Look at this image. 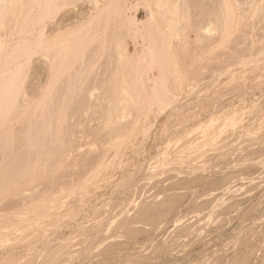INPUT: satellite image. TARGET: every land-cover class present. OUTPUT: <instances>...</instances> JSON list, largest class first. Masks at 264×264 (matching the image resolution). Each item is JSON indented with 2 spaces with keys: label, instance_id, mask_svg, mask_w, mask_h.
I'll use <instances>...</instances> for the list:
<instances>
[{
  "label": "rangeland",
  "instance_id": "1",
  "mask_svg": "<svg viewBox=\"0 0 264 264\" xmlns=\"http://www.w3.org/2000/svg\"><path fill=\"white\" fill-rule=\"evenodd\" d=\"M263 1L258 0L256 5L263 3ZM243 7L247 8V3H244ZM94 13L92 0L91 2L90 0H59L55 12L44 23V34L49 37H47L48 40L63 39V37L69 36L72 39L70 44H73L75 34H86L87 29L93 28V22L95 23L97 20H92L91 23L90 15H94ZM137 13L139 20H144L145 11L142 6L138 7ZM8 19L5 20L6 28L4 26L0 29V42L5 44L9 43L13 32L19 28L20 24L19 21L13 22L10 18ZM250 19H253L251 23L255 26V33L252 36L248 35V40H242L237 45L233 41L230 42L232 44H227L229 41L226 42L223 39L224 43L221 44L222 40L218 37H215L214 42L210 45H208L209 43L206 44L204 40V42L188 44V51L184 55L186 58L191 57L199 63L202 62L200 65L203 67L196 69L198 70L196 73L199 72V75L196 74L197 79L201 80L200 83L197 79L191 82L194 87L191 84L188 86L189 82L187 81L188 88L185 86V89L183 86L184 91L182 88L179 90L178 86H175L178 88L176 91L173 86L167 90L174 89L173 92L170 91L172 95L169 92L168 95L172 97L175 92L177 93L175 94L176 100H182L179 102L180 107L178 106L175 110L177 113L167 114L171 104L174 103L173 101L166 104L169 106L166 107L165 105L160 110L156 106H152L150 110L148 109L150 113L147 108L142 107L140 119L141 122L144 120L143 125L122 136L124 143L121 151L124 155L120 164L113 166L111 159L115 158L116 153L113 148H109L105 157L112 165H108L107 162V165L105 164L108 167L107 170L105 167V169L102 168V170L94 173V167L90 169L89 175L91 173L96 175L93 178L94 181L93 175L89 176L90 180L83 181L81 187L79 185H76L77 187L71 186L68 184L69 182L61 181L62 184L58 186L57 191L51 192L50 200H52L49 201L50 203L48 202L49 197L39 199L40 201L47 198V202L44 201L43 203L46 202L49 207L52 203V208L53 205L57 206L51 208L53 211L51 210L50 216L47 213H43L44 215L41 213L40 203L33 205L32 210H30L32 212L29 213V210L25 212L20 206H17L18 203L13 206H5L7 201L3 198L0 201L3 207L0 205V214H4L0 215V235H2L0 240L5 238L4 240L8 241V244L4 240V243L0 242V258L7 260L8 257V259L12 257L16 259V262H13V259H11L13 263L10 260L3 262L5 259H0V263L45 264V260H48L47 257L51 253V255H56L53 256L55 259L53 264H202L204 261L203 264H233L234 258L245 259L242 264H264V54L258 52L259 47H264V39L259 34L260 31L264 32V12L257 10L253 18ZM88 23L91 24L88 25ZM108 23H106L107 26L105 25L108 28H105L107 36L113 38L119 33L120 38L123 37L120 39V44L126 45L130 55L133 56L135 52H141L140 45H135L123 27H119L120 30H118L117 26L115 28L117 30L112 31L115 22L108 21ZM80 28H85V31L84 29H82L83 31L80 30ZM114 32L116 33L114 34ZM191 34L189 33L190 39L194 38V35ZM213 35L216 36L217 33ZM115 44L113 45L115 46ZM212 46L215 47L214 51H209V47ZM226 47L230 49H226L224 52ZM246 47L249 49L246 50ZM231 48L235 49L234 51L240 48L239 50L242 51L239 55L241 59L231 62L230 66H226L229 71L228 68L224 67L223 72L220 70L219 73L218 70L213 74L209 68L211 64L217 61L215 58L219 60L218 64L227 65V63L224 64L222 58L225 57L226 52V55L231 54ZM86 50L84 54L88 52V49ZM177 52L180 57L183 56L180 48ZM40 57L39 55L33 56L28 64L29 69L26 72L29 74L27 76L29 80L26 78L25 82L28 89L33 87V84H38L39 81L41 85L43 83V87L39 86L40 88L45 90L49 86L50 75L47 64L49 59L45 61L47 60L45 57ZM112 58L114 61L115 56ZM2 61L0 60V71H4L3 65L5 63L3 61L2 64ZM75 62L77 65L78 62ZM121 66L123 67V65ZM121 66L120 69H122ZM121 71L124 72L125 70ZM153 71V74L158 72L156 68H153ZM154 75L157 76L156 73ZM195 82L199 85H195ZM158 87L160 88L159 85ZM190 87L194 89L192 88V90ZM99 90L95 92L98 96H103L105 93L103 90ZM158 90L153 92H159ZM188 90L189 92L186 94ZM28 91L30 92V90ZM151 91L152 89L147 92ZM182 93L187 96L181 95ZM39 99L38 93L35 101ZM96 103L98 105L103 103L104 105L106 102L97 100ZM98 117L96 115L92 125L101 122V117L100 120H96L99 119ZM128 118L130 119L131 116L126 119ZM96 122L98 123L96 124ZM145 123L146 125H144ZM143 126L145 129L150 127L148 134L142 131L141 127ZM104 134L105 131L101 129L102 138L105 137H103ZM86 135L79 138L81 140V152L88 149L99 151L100 148L108 146V143L105 142L103 146L102 140H99L101 136L96 138L93 133ZM167 145L172 146V149ZM73 165L68 166L69 172L74 171V169L77 172L75 167L78 168L80 163L77 162ZM121 165L125 167L123 168ZM75 172H72L71 175L74 176ZM97 180L102 182L98 184ZM95 182L97 185L94 184ZM73 186L77 190L72 188ZM78 186L81 188L80 191ZM36 188L41 189L42 184L37 185ZM70 189L74 191L71 190L73 193L70 192L72 196L68 192ZM82 190L85 192L83 195ZM78 192L81 193L78 194ZM73 196L75 197L73 198ZM80 197L83 199L85 197V199L82 200ZM218 199H224L226 202L222 200L223 203H221ZM53 201H55L54 204ZM43 203L41 202V205ZM222 204L223 206L227 204V207L223 208ZM145 208L148 209L147 213L152 212V214L147 215L161 213L165 216L161 221L157 220L158 223L156 224L157 221H153V225L152 222L151 224L149 222L147 224L138 223L136 215H141L142 211L146 210ZM54 209H56L55 213ZM53 213L56 214L57 218ZM19 215L21 216L18 219ZM22 219L23 221L26 219L25 223L27 222L28 225ZM30 220L34 223H30ZM35 221H39L38 224L41 229L36 226ZM197 221L202 224H197ZM29 223L30 225L33 223L31 229ZM40 223L51 224L49 227L47 225V227L45 225L42 227ZM182 223L188 229L180 226ZM34 224L36 225L34 226ZM13 225L15 227H12ZM53 225H56L57 229ZM24 226L28 227L25 229ZM50 226H53L56 231L48 229L51 228ZM196 227L197 231L198 229L201 230L202 227L201 231H205V235L201 231L196 234ZM28 228L32 231H27ZM42 228L45 229V232ZM136 228L139 230H135ZM19 229L21 230L19 231ZM40 230H43L44 235ZM183 230L184 232H181ZM38 231L39 234L41 233L40 235H37ZM174 231L177 232V235ZM185 231L188 233L185 234ZM17 232H21L22 235L21 233L16 234ZM31 232L32 234H30ZM201 233L202 235H199ZM41 235L48 239L40 237ZM48 235L51 237L49 238ZM32 236L34 239L30 238ZM6 237L9 238L6 240ZM26 237L29 239L26 240ZM70 237L72 239L66 241ZM171 237L176 239L175 242L171 240ZM16 239L20 243V240L22 242L26 240L27 244L26 242L20 244L16 242ZM47 240H50V246ZM9 241H13L14 245H10L12 243ZM44 241L46 245H44ZM15 243H17V248ZM31 243L34 244L31 245ZM66 243L70 245L68 246ZM5 244L9 247L6 248L7 245ZM28 244H30L29 247ZM169 244L175 246L171 247ZM12 246H15L16 249ZM62 246H68L70 249L66 247L68 252L64 253L65 247ZM166 246L167 248H164ZM56 248L60 249L61 254L57 250L60 255L56 252ZM11 249L12 251L9 252ZM63 253L69 257L65 258ZM62 258L68 259L67 263L63 262L65 260L62 261ZM69 258H71V262Z\"/></svg>",
  "mask_w": 264,
  "mask_h": 264
},
{
  "label": "bare ground",
  "instance_id": "2",
  "mask_svg": "<svg viewBox=\"0 0 264 264\" xmlns=\"http://www.w3.org/2000/svg\"><path fill=\"white\" fill-rule=\"evenodd\" d=\"M92 1L94 4L95 13L94 15H90V17L92 18L90 19V22L92 23V20L95 19L97 21L95 20L96 22H93V26L91 25L93 28L90 27V29H87V32H85L86 34H84L83 32V34H75L76 37L73 39V44H70V40L72 43V39L69 36L63 37V39L56 38V41L50 38L51 40H53L51 41L48 40L49 37L47 35L45 36L44 34V23L55 12L59 0H0V29L5 26V20L8 18H10V20H13V22L19 21L20 23L19 28L13 32L8 44L0 42V60H3L5 63L3 65L4 71H0V199L2 198L0 201L5 198L7 201L5 206H13L18 203L19 205L17 206H20L22 210H24L25 212H28L29 210V213H31L32 211L30 210H32L33 205L35 206L36 204L40 203L39 205L41 206V213H47L50 216L51 210L57 206L53 205L52 208L51 203V206L49 207L46 203L47 198L40 201L39 199L49 197L48 202L51 201L52 199L50 200V194L54 190L58 189V186L62 184L61 181H65L66 183L69 182L68 184L71 186L79 185L81 187L83 181H88L91 179L90 177L93 174L91 173V175H89L91 171L90 169L94 167L93 173L95 171L97 172L98 170H102V168L105 169V164L107 165L108 162L105 154L109 148H113L116 153L115 158L111 159L113 160L111 161V163L113 164V166H118L124 155V153L121 151V147H123L122 145L124 143V140L122 138L123 134L137 130L140 125H143L144 120L141 122L140 119V116L142 114L140 113L142 112L141 109L147 108V110H150L152 106H156L157 109L160 110L161 108L163 109L167 103L170 104L173 101L174 103L171 104L167 114H171L172 112H175L176 114L177 111L175 110H177L179 102H181L182 100H176L175 94L177 93L175 92L173 93L172 97L168 95V92L172 95L174 89L172 90L171 88V90H167L172 86L175 88V91L178 89L175 86H178L179 90L180 88L183 89V86L184 88L185 86L186 88H188L187 81L189 82V86L191 82L197 79L196 74H198L199 72L196 73V71H198L196 69L203 67L202 65H200L202 62L199 63L197 60H195V58L193 59L191 57H185L184 53L188 51L187 45L191 42L199 43L204 41L206 42V44L209 43L208 45H210V43L214 42L215 37H218L221 40L223 39L226 42L229 41L227 42V44L233 41V43L237 45L242 40H248V37L254 35L255 33V26L253 23H251L253 22V19L250 18H253L257 10H262L264 12V1L259 5H256L258 0ZM244 3H247V8L243 7ZM139 6H142L144 8V20H139L138 18L137 9ZM100 20L103 21V23H101ZM108 21L115 22L114 29L117 28V26L118 30H120L119 27H123L124 30L132 38L135 45H140L141 52H135L133 56L130 55L127 51V48L125 47L126 45L122 46L120 44V39H123V37L121 36L122 38H120L119 33L116 34L113 38L107 36L106 29L108 28H106L105 25L107 26V24H109ZM91 23H88V25ZM82 29H84L85 31V28ZM82 29L80 28V30ZM114 29L112 31L117 30ZM115 33L116 32H114V34ZM189 33H192L194 35V38H191L193 40L189 38ZM215 33H217L216 36L213 35ZM259 34H261L262 38L264 39V32L260 31ZM223 40L221 41V44L224 43ZM113 44H115V46ZM226 46L228 47V45ZM227 47L224 48V52L226 51ZM230 47H232V45ZM178 48H180V51L183 52L182 57L178 55ZM246 48V50L249 49V47ZM86 49H88V52L85 53L87 55L84 54ZM213 49H215L214 46L209 47V51H212ZM239 49L240 48L234 51L235 49L233 50L231 48V54L226 55V52L225 57L222 56L223 58H226H222V61L225 62L224 64L227 63V65L218 64L219 60L215 58L217 61L215 60L216 62L211 64L209 70H211V72L213 71L214 74V72H217L218 70L220 73V70L222 71L224 67L227 69L228 67L226 66H228L231 62L241 59L239 55L242 51H240ZM221 50L223 49L221 48ZM258 52L264 54V47H259ZM35 55H39V57L41 55L40 58H42V56L43 58L45 57V59H47L45 61H48L49 59V62L47 63L50 75L49 86L45 90L40 88L43 85V83L42 85L40 84V81L38 83L40 85L33 84V87L31 86L29 89L27 88V83H25L26 78L29 75L28 72H26V70L29 69L28 64L30 63L31 58ZM113 56H115V63L114 61H112ZM214 57L211 58L213 59ZM75 61L78 62L77 65ZM121 65H123V67ZM120 66L122 67V69H120ZM153 68H156L158 70L159 73L155 72L157 76L154 75L155 73H152ZM121 70L125 71L122 72ZM197 80L198 83H200L201 79ZM198 83H196L195 85H197ZM158 85L160 86V88L158 87ZM155 86H157L158 88H154ZM191 86L193 85L191 84ZM192 88L190 87V89ZM99 89H101V91L103 90L105 96L97 95L95 91ZM150 89H152V91L147 92ZM156 89H159V92L155 91L154 93L153 91ZM28 90H30V92ZM188 92L189 90L186 94H188ZM38 93L40 99L35 101ZM184 93H182L181 95H185ZM97 100H104L106 103L104 105L103 103H100L98 105L99 102L96 103ZM139 102H141L142 104ZM167 106L169 105H166V107ZM96 115L99 116V119L96 120H100L101 117V122L99 121V124H97L98 122H96L97 125H92L91 123L96 118ZM128 116H131V118L126 119ZM146 123L144 125H146ZM141 128L145 134H148V132L150 131V127L145 129L143 126ZM101 129L105 131L106 135H103V137L105 136L104 138H102V136L100 135ZM92 133L96 138H99L98 136H101L99 140H102L103 146L105 143H108V146L100 148L99 151L88 149L87 151L83 150V152H81L82 147H80L81 140H79V138H81L83 135L85 136L86 134L92 135ZM168 147L171 148L172 146ZM73 152L76 153L74 154ZM73 155L76 156L74 157ZM77 162L80 163V165L78 166V168L75 167L77 169V172H75L76 170L73 167L74 171L72 172H75L76 175L74 173V176H72L73 174L71 175L72 172H69L70 169L68 170V166L71 167V165ZM170 162L168 163L172 164ZM109 164L110 162H108V165ZM124 165L121 166L124 168ZM107 168L108 167H106L105 170H107ZM95 176L93 175L92 179ZM66 177L69 178L66 179ZM63 178L65 179L63 180ZM94 180L95 179H93V181ZM99 182L98 184H100ZM64 183L63 185H65ZM39 184H42L41 189L36 188ZM94 184H96V182ZM79 186L78 190L81 189L79 188ZM72 188H74V186ZM83 189L84 191H86L85 188ZM71 190L73 191V189H70L68 191L69 195L71 194L70 192H72ZM26 191L29 192L26 193ZM84 191L82 190V195L83 193L85 194ZM79 193L81 192H78V194ZM74 197L75 196H73V198ZM81 199L84 200L83 198ZM218 200H220L221 203H223L222 200L226 202L224 199ZM44 201L46 202L43 203ZM41 202L43 203L42 205ZM54 202L55 201H53V204ZM226 205L227 204H225L224 207L222 204L223 208H226ZM145 209L146 210L144 212L142 211L141 215H136L138 223L144 222L145 224H147L149 222L151 224L152 222L153 225V221H161V219H163V217L165 216L161 213H158L157 215H147L149 213L152 214V212L149 211V213H147L148 209ZM19 212L21 213L20 210ZM19 212L18 214H20ZM55 212L56 209H54V213ZM9 214L12 213L9 212ZM20 216L21 215L18 216V219ZM23 217L26 218V216L24 215ZM55 217L57 218V216ZM25 221L23 222L25 223ZM31 222L34 223V221L30 220V223ZM38 222L39 221H37V225L34 224V226L36 225L39 226L38 228H40ZM33 223L30 225V229ZM156 223H158V221L155 222V224ZM200 223H198L197 221V224ZM49 224L46 225L49 227ZM191 224H189V226ZM26 225H28V223ZM41 225L43 227V225L45 224L42 223ZM181 225L183 226V223L180 224V226ZM18 226L20 228V225ZM21 226H23V224H21ZM12 227L15 226L13 225ZM12 227L10 228L13 229ZM52 227L48 229L53 230L54 227L55 229H57L56 225L53 228ZM30 229L28 228L27 231H32ZM196 229L197 227L195 228V230ZM5 230H7V228ZM20 230L21 229H19V231ZM135 230L138 231L139 229L136 228ZM184 230L181 232H184ZM201 230H196V234H198ZM42 231L40 230V232ZM44 232H42V235H44ZM18 233L21 232H17L16 234ZM186 233L188 232L185 231V234ZM202 233H204L205 235L206 232L204 231ZM202 233L199 235H202ZM30 234H32V232ZM40 234L38 231L37 235ZM175 234L177 235V232ZM42 235L40 237H43ZM176 235L173 234V236L175 237ZM50 237L51 235L49 236V238ZM8 238L6 237V240ZM30 238L34 239V236ZM43 238L40 239L42 240ZM27 239L29 238L26 237V240ZM69 239L71 240L72 238L70 237L66 241H68ZM3 240H0V242H6L5 240L3 242ZM26 240L23 242L22 240L20 241L21 243H24L26 242ZM171 240L174 239L171 237ZM9 242L12 243L13 241ZM16 242L20 243L19 240H17ZM29 242L30 240L28 241V243ZM42 243L41 245H43ZM16 244L17 243H15V246L17 248ZM33 244L31 243V245ZM10 245H14V243ZM44 245H46V242L44 243ZM50 245L51 243L49 242V246ZM15 246L12 247L15 248ZM29 246L30 244H28V247ZM68 246L66 247L69 248ZM167 246L164 248H167ZM170 246L174 247L175 245ZM8 247L9 246L7 245L6 248ZM66 247L64 253L68 252L66 251ZM57 250L58 248H56V252ZM11 251L12 249L9 252ZM59 253L58 255L61 254ZM64 253L62 255L65 258H68L69 256L66 257ZM9 254L10 256H12L11 253ZM62 255L61 257H63ZM53 256L54 254L51 255L50 253V256L47 257L48 260H45V264L55 262L54 257L56 255L54 257ZM8 258L7 260H10L11 263L16 262V259H13L12 257H10V259ZM4 259L5 258H3L2 260ZM11 259H13L14 261L12 262ZM69 259L71 262V258ZM7 260L5 259V261L3 262H7ZM63 260L65 259L62 258V261ZM67 260L63 262L67 263ZM244 261L245 259L234 258L233 264H242V262L244 263Z\"/></svg>",
  "mask_w": 264,
  "mask_h": 264
}]
</instances>
